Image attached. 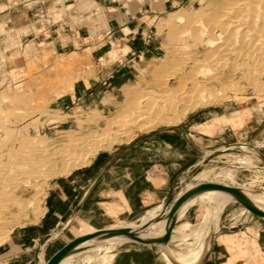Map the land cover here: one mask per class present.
Instances as JSON below:
<instances>
[{"label":"crops","instance_id":"crops-1","mask_svg":"<svg viewBox=\"0 0 264 264\" xmlns=\"http://www.w3.org/2000/svg\"><path fill=\"white\" fill-rule=\"evenodd\" d=\"M195 1L0 0V59L6 64L19 55L23 63L21 47L31 42L53 56H86L97 66L96 73L75 82L58 103L64 110L96 107L99 112H110L123 96L122 87L141 77L149 64L147 44L151 41L146 36L154 18ZM86 4L91 7L85 10ZM14 84L10 79L1 87ZM261 101L256 103L258 108L247 106L239 119L236 116L242 110L236 109L237 102L190 114L183 126H160L142 133L50 181L39 220L15 229L0 243V264H46L74 238L118 222L137 221L146 211L162 206L184 175L221 154L207 156L208 151L250 144L242 139L264 136ZM194 215L190 207L178 222L192 223ZM113 250L80 260L86 264L96 259H100L95 261L98 264H173L158 250L137 242L125 241ZM74 257L61 264H70ZM197 264H264V217L241 213L238 219L221 221Z\"/></svg>","mask_w":264,"mask_h":264},{"label":"rangeland","instance_id":"rangeland-1","mask_svg":"<svg viewBox=\"0 0 264 264\" xmlns=\"http://www.w3.org/2000/svg\"><path fill=\"white\" fill-rule=\"evenodd\" d=\"M216 1L218 0H196L182 7H176L162 18H154V27L150 28L148 36H146V39L151 41L147 44L149 64L147 68L141 72V77L133 81L131 85L142 86L146 79H153V76H155L153 73L156 67L161 68L160 72L163 73H156V82L147 88V94L144 92L136 95L135 98L137 100H133L131 106H125V101H123L124 97L122 96L119 101L111 107L110 112H99L96 107H89L88 110L78 109L77 107L71 110H64L58 103L60 97L68 94L75 82L86 80L96 73L97 66L86 56L73 53L53 56L51 52L41 50L31 42L21 47L20 53L24 60L23 63L19 55L10 57L9 60L7 59L6 64L4 59H0V163L7 167L3 166V168H0V171L4 172V175L3 172H0V200L2 201H0V243L8 239L15 229L27 226L31 222L33 223L39 220L43 213V197L46 194V189L50 181L61 175L68 174L75 168L88 164L89 160L97 153L114 150L124 145L129 138H136V136L142 134L147 124L145 125L142 124V122L134 120L142 113L143 109L147 108L154 111V116L163 111L168 117H173L172 119L177 126H183L186 124V120L190 114H195L199 111L202 112L210 108L218 109L227 104L233 105L234 102L238 104L236 109L242 110V113L238 114L239 117L236 116L237 119L245 116L246 113L243 112L246 111L244 109L247 106L253 105L255 108H258V106H256L257 101L261 99L264 100V23H262L264 16L252 12L253 7H251V9L250 6L244 7L246 10H244V8H237L241 11H237V13L240 15L243 10V14L239 16L236 13L237 9L233 10L235 12L231 13V18L233 19L228 16L230 20H224L222 22L223 25L219 27H227L230 21V25H228L224 33L222 29L218 28L219 25L216 26V24H212L214 19L207 18L209 22L206 21L208 15L210 17V15H213L212 12L214 13L216 10L218 12V9H215L216 6H214L217 4L218 7ZM242 1L243 0H237V2ZM227 2H229V0H221L219 6H221V3L225 5ZM232 2H236V0H232ZM90 7L89 4H86L83 9L86 10ZM249 8L252 10L249 15L251 18L247 16V10ZM208 12L209 14L205 16ZM39 13L41 16L45 14L43 12ZM170 13L185 14L187 18L186 22H175V18H171ZM233 13L236 15L234 16ZM244 13L247 14L245 15ZM199 15H201L200 23H204H199L200 25L197 24L198 26H196V24H192V22L189 21V17L192 18ZM259 15L262 19H260L261 17ZM257 16L259 20L255 22ZM244 18H247V21L245 19L247 23L242 21ZM236 19L238 20L237 22ZM187 20L190 22L188 26ZM205 21L209 23L210 26H208ZM231 21L238 24H233ZM240 21L242 22L241 25ZM185 24L186 26H184ZM201 25L204 26L200 27ZM234 25L235 27H231ZM250 25L253 26V30L248 28L251 27ZM194 26L197 31L194 30L196 34L192 35L194 33H192L193 31L191 29H194ZM239 26H243V29H240ZM203 27L205 28L204 32H200L199 30H201V28L204 29ZM229 27L231 28L229 29ZM176 28H179V30ZM235 28H237L238 31ZM171 30L172 35L170 32ZM190 30L192 31L191 34L189 32V35L186 36V33ZM219 31L223 32V36L217 38L216 35ZM228 32L230 33L229 36ZM199 33L202 35H199ZM181 34L182 36L185 35V38L182 37ZM211 34L212 37H209ZM237 34L239 37H237ZM190 35L194 36V39H192L193 37ZM243 35L245 36V41H243ZM198 37H200V39ZM178 38L179 40H177ZM197 38L198 40H196ZM208 38H213L222 44H216L217 46L215 45L213 49V47L206 45V40ZM220 38L224 40L221 41L219 40ZM236 38L237 41H235ZM171 39L172 41H170ZM257 40H260L261 43ZM173 41L175 42L172 44ZM229 41H232V44ZM228 42L232 46L228 44ZM224 43L227 44L224 46L225 48L222 47L223 49H221V46L225 45ZM241 43H243V46ZM233 44H235V46H233ZM191 46H193V48ZM227 49L229 51H227ZM241 50L243 53H239L242 52ZM211 51H213V53ZM249 51L251 53H249ZM222 53H225L223 58L226 60L222 59ZM247 54L249 57L246 56ZM176 55L179 58H176ZM205 55L210 57L206 56L205 59ZM182 57H185L186 61L180 60ZM250 57H253L252 61H250ZM175 58L176 61L174 60ZM248 58L250 59L247 60ZM215 59H217V62H215ZM204 60L206 62H204ZM212 62H214L213 65ZM169 64L170 67L168 66ZM243 65L245 67H243ZM257 70H259L258 73ZM261 71L262 73L259 74ZM209 73L218 76H215V78ZM213 77L218 81L213 79ZM209 78H212V80ZM10 79L14 80V86L1 87L4 82ZM255 80L257 82H255ZM210 81L213 83H210ZM131 85L122 87L123 95ZM208 89L209 93H207ZM261 102L263 103L264 101ZM155 124L157 125L158 123L156 122ZM158 125L162 126V124ZM242 140L251 145L258 146V149L264 154V136L259 139L247 137ZM72 142L73 144L75 143V145H73ZM70 143L73 145L72 147ZM37 145L42 147H38ZM215 146H219V144ZM26 159L32 160L35 169L39 170L38 173L32 176L33 178L36 176L34 179L29 177L26 173H20V165ZM44 160L46 162L41 163V161ZM19 161L21 164L18 163ZM2 165H0V167H2ZM9 167L11 169H9ZM16 174L19 176H16ZM204 174L206 176L201 177V175ZM184 176L181 178L182 182L176 190L174 198L180 192H188L204 183L245 187V190L253 193L264 191V163L261 159L255 157L249 149L245 148H243V150H230L210 157L193 169L188 179ZM192 179H196L195 182H191ZM217 192L219 191L217 190ZM217 192L208 190L192 194L189 198L185 199V203L180 212L175 215L174 218H169L166 221L165 228H169L173 220L175 222L177 221L176 225L171 229L174 233L184 230V228H181L183 227L182 224L189 222L181 223L178 221L190 207H193V212L195 214L192 224H196L201 219L199 218V214L201 213L203 201L206 203H209L211 199L213 201V195ZM9 196L10 198H8ZM252 203L254 204V202ZM169 206L170 204L168 208ZM163 208L164 207L157 209L156 218L159 217ZM258 208L264 211V208ZM246 211L249 213L245 207L238 203L236 198H233L222 206L219 215V224H221V221L224 219L230 217L238 219L241 213H247ZM142 216L137 221L118 222L109 228L127 223L141 225ZM164 218H162L161 224ZM160 223L156 227L157 230L161 229L160 226L162 225ZM170 240L177 241L178 238L175 239L170 236ZM126 242L135 241L127 240ZM121 244H118L113 252L116 251ZM166 251L171 254H174V251L179 252L173 247V243L167 245ZM70 264L86 263L80 260V258L74 257ZM92 264L98 263L94 262Z\"/></svg>","mask_w":264,"mask_h":264},{"label":"bare ground","instance_id":"bare-ground-1","mask_svg":"<svg viewBox=\"0 0 264 264\" xmlns=\"http://www.w3.org/2000/svg\"><path fill=\"white\" fill-rule=\"evenodd\" d=\"M220 1L221 0H218V1H216L217 3H218V7H217V4L216 5H214V6H216L215 7V9H218V12H217V10L216 11H214V13L212 12V16L210 15V17H209V12L205 15V16H207L206 17V19L207 18H210V19H214V21H215V23H214V21H213V23L212 24H216V26H218V28L220 27V26H222L223 25V21L224 20H226V19H228V20H230L229 18H228V16H230V18H231V13L232 12H234L233 10H235V9H237V8H244V7H246V6H250V8L251 7H253V11L249 8L248 10H247V12H248V17L249 18H251L249 15H250V11H252V12H255V13H258V14H261V16H264V0H243L242 2H237V0H236V2H232V0L230 1L229 0V2H227V3H225V5H223L224 4V2H223V4L221 3V6H219V4H220ZM224 1V0H223ZM240 1V0H239ZM212 9H214V8H212ZM232 9V10H231ZM240 9H237L236 10V13H237V11H239ZM244 10H246L245 8H244ZM212 11V10H211ZM194 12V11H193ZM239 12H241V11H239ZM245 12V11H244ZM197 13V12H196ZM216 13V14H215ZM235 13V12H234ZM233 13V14H234ZM254 13V14H255ZM192 14V13H191ZM190 14V15H191ZM238 14V13H237ZM243 14V10H242V13L240 14V15H242ZM245 15L247 14V13H244ZM253 14V15H254ZM196 15H198V14H196ZM236 14H234V16H235ZM239 15V14H238ZM237 15V16H238ZM239 15V16H240ZM257 15V14H256ZM170 16H171V18H175V22H178V23H184V22H186V15L185 14H174V13H170ZM192 16V15H191ZM214 16V17H213ZM217 18H216V17ZM233 16V17H234ZM238 16V17H239ZM252 16V15H251ZM255 16V15H254ZM260 16V15H259ZM260 16V17H261ZM187 17H188V14H187ZM212 17V18H211ZM243 17V16H242ZM242 17H241V19H242ZM256 17V16H255ZM254 17V18H255ZM216 18V19H215ZM235 18V17H234ZM248 18V19H249ZM200 19H201V15H199V16H195V17H192V18H190L189 17V21L190 22H192V24H196V26H198L197 24H199L200 23ZM205 19V20H206ZM231 19H233V18H231ZM239 19H240V17H239ZM245 19H246V21H247V18H244V20H242V21H244V23H247V22H245ZM260 19H262V17L260 18ZM204 20V19H203ZM254 20V19H253ZM259 20V18H258V16H257V19L255 20V22L256 21H258ZM188 20H187V26H188V23H190ZM207 22H209L208 21V19L206 20ZM205 21V23H207ZM233 21H235V20H233ZM238 20L236 19V22H237ZM250 21V20H249ZM249 21H248V23H249ZM171 22V21H170ZM225 22H227V21H225ZM232 22V21H231ZM235 22V23H236ZM202 23H204V22H202ZM202 23H200V24H202ZM233 23V22H232ZM235 23H233V24H235ZM260 23H261V20H260ZM262 23H264V19L262 20ZM199 24V25H200ZM208 24V26H210L209 25V23H207ZM236 24H238V23H236ZM242 24V22L240 21V25ZM258 24V23H257ZM256 24V25H257ZM178 25V24H177ZM228 25H230V21H229V24ZM228 25H227V27H221V28H219V29H222L223 30V32L226 30V28H228ZM244 25H246V24H244ZM243 25V26H244ZM248 25V24H247ZM252 25V24H251ZM250 25V26H251ZM184 26H186V24L184 25ZM202 26H204V25H201L200 27H202ZM206 26V25H205ZM207 26V27H208ZM212 26V25H211ZM215 26V25H214ZM243 26H239L240 27V29L242 28L243 29ZM249 26V25H248ZM258 26V25H257ZM231 27H235V25L234 26H231ZM231 27H229V29L231 28ZM253 26H251V27H248V28H251L252 30H253V28H252ZM196 27L194 26V29H191L190 31H188L187 33H186V36L187 35H189L188 33L190 32V34H191V32L192 33H194V30L195 31H197V29H195ZM198 28V27H197ZM204 28V27H203ZM238 28V27H237ZM237 28H235L236 30H237ZM259 28V27H258ZM176 29H178L179 30V28H176ZM175 29V30H176ZM188 29V28H187ZM186 29V30H187ZM200 29V28H199ZM212 29H213V26H212ZM228 29V30H229ZM177 30V31H178ZM203 30V31H202ZM204 30H205V28L204 29H202L201 28V30H199L200 32H204ZM210 30H211V28H210ZM250 30V29H249ZM252 30H251V32H252ZM238 31V30H237ZM240 31V30H239ZM171 32V35H172V30L170 31ZM184 32V31H183ZM215 32V31H214ZM223 32H221V31H219L218 32V36L216 35V37L218 38L219 36L220 37H222L223 36ZM230 32V31H229ZM228 32V36L230 35V33ZM235 32V31H234ZM264 32V31H263ZM173 33H175V32H173ZM182 33V32H181ZM210 33V32H209ZM208 33V34H209ZM225 33V32H224ZM249 33V32H248ZM184 34V33H183ZM196 34V32L194 33V34H192V35H195ZM201 33H199V35H200ZM215 34V33H214ZM239 34V33H238ZM237 34V37H239V35ZM263 34V33H262ZM170 35V34H169ZM192 35H190L191 37H193L192 39H194V36H192ZM202 35V34H201ZM233 35H234V33H233ZM181 36H182V34H181ZM185 36V35H184ZM184 36H182V37H184ZM189 36V37H190ZM198 36V35H197ZM242 36V35H241ZM240 36V37H241ZM244 36V35H243ZM168 37V36H167ZM196 37V36H195ZM209 37H212V34H211V36L209 35ZM215 37V38H216ZM225 37V36H224ZM256 37V36H255ZM260 37V36H259ZM258 37V38H259ZM262 37V36H261ZM172 38V37H171ZM173 38H174V36H173ZM172 38V39H173ZM185 38V37H184ZM199 39H200V37H198ZM198 38L196 39V40H198ZM254 38V37H253ZM170 39V38H169ZM172 39L170 40V41H172ZM175 39V38H174ZM177 40H179V38L177 39ZM186 40V39H185ZM219 40H221V38L219 39ZM224 39L222 38V40L221 41H223ZM229 40V39H228ZM240 40H241V38H240ZM246 40H248V39H246ZM261 40V39H260ZM260 40H257V41H259L260 42ZM264 40V39H263ZM176 41V40H175ZM175 41H173L172 42V44L175 42ZM195 41V40H194ZM235 41H237V38H236V40ZM243 41H245V36H244V39H243ZM242 41V42H243ZM254 41V40H253ZM257 41H256V43H257ZM227 42V41H226ZM229 42H231V44H232V41H229ZM228 42V44H230ZM234 42V41H233ZM182 43V42H181ZM187 43V42H186ZM220 44V42H217L215 39H213V38H208L207 40H206V45H208L209 47H213V49H214V46L217 44V45H219ZM235 43V42H234ZM237 43V42H236ZM239 43V42H238ZM249 43V42H248ZM251 43V42H250ZM261 43V42H260ZM171 44V43H170ZM201 44V43H200ZM222 44V43H221ZM220 44V45H221ZM225 45H223V46H221V49H223V48H225L224 46H226V44L227 43H224ZM230 44V45H231ZM243 43H241V45H242ZM255 44V43H254ZM264 44V43H263ZM262 44V45H263ZM186 45V44H185ZM216 45V46H217ZM258 45V44H257ZM262 45H261V48H262ZM166 46H168V45H166ZM190 46V45H189ZM188 46V47H189ZM232 46V45H231ZM230 46V47H231ZM233 46H235V44H233ZM243 46V45H242ZM246 46V45H245ZM254 46V45H253ZM170 47V46H169ZM175 47V46H174ZM181 47V46H180ZM183 47H184V45H183ZM186 47V46H185ZM192 48H193V46H191ZM190 47V48H191ZM196 47V46H195ZM201 47V46H200ZM223 47V48H222ZM229 47V48H230ZM249 47V46H248ZM248 47H244V48H248ZM257 47V46H256ZM260 47V46H259ZM179 48V47H178ZM220 48V47H219ZM228 48V49H229ZM242 48V47H241ZM171 49V48H170ZM182 49H185V48H182ZM197 49V48H196ZM212 49V48H211ZM210 49V50H211ZM221 49H219V50H221ZM227 49V51H229ZM251 49H252V47H251ZM259 49V48H258ZM264 49V48H263ZM263 49H261V50H263ZM169 50V49H168ZM253 50V49H252ZM252 50H250V51H252ZM181 51H183V50H181ZM187 51H188V49H187ZM205 51V50H204ZM236 51V50H235ZM242 51V50H241ZM245 51V50H244ZM249 51V53H251ZM259 51V50H258ZM189 52V51H188ZM210 52V51H209ZM212 53H213V51H211ZM217 52H218V50H217ZM216 52V53H217ZM234 52V51H233ZM239 52V51H238ZM257 52V51H256ZM190 53V52H189ZM212 53H209V54H212ZM229 53V52H228ZM232 53V52H231ZM239 53H243V51L242 52H239ZM192 54V53H191ZM197 54V53H196ZM200 54V53H199ZM198 54V55H199ZM208 54V55H209ZM233 54V53H232ZM234 54H235V52H234ZM254 54V53H253ZM259 54V53H258ZM258 54H257V57H258ZM264 54V53H263ZM178 55V54H177ZM177 55L175 56L176 58H179V57H177ZM215 55V54H214ZM224 55H225V53L223 54L222 53V59H224L223 57H224ZM238 55V54H237ZM240 55H242V54H240ZM260 55V54H259ZM207 55H205L204 56V58L206 57ZM218 56V55H217ZM227 56V55H226ZM246 56H248V54L246 55ZM246 56H244V57H246ZM252 56V55H251ZM207 57H210V56H207ZM221 57V56H220ZM229 57V56H228ZM227 57V58H228ZM249 57V56H248ZM260 57L262 58V56L260 55ZM176 58L174 59L175 61H176ZM189 58V57H188ZM251 58V57H250ZM250 58H248L247 60H249ZM253 58V57H252ZM252 58H251V60L250 61H252ZM165 59V58H164ZM187 59V58H186ZM206 59V58H205ZM211 59V58H210ZM217 59H219V58H217ZM217 59H215L216 61L215 62H217ZM234 59H235V55H234ZM180 60H185V57L183 58H181ZM179 60V61H180ZM189 60H190V58H189ZM213 60V59H212ZM211 60V61H212ZM224 60H226V59H224ZM223 60V61H224ZM246 60V59H245ZM259 60V59H258ZM172 61H173V59H172ZM174 61V62H175ZM186 61V60H185ZM208 61V60H207ZM222 61V63L224 64V62ZM229 61V60H228ZM236 61V60H235ZM257 61V60H256ZM188 62V61H187ZM195 62V61H194ZM204 62H206L205 60H204ZM210 62V61H209ZM208 62V63H209ZM258 62V61H257ZM170 63H172V62H170ZM197 64H198V62H196ZM207 63V64H208ZM226 63V62H225ZM244 63V62H243ZM242 63V64H243ZM259 63V62H258ZM179 64H180V62H179ZM181 64H182V61H181ZM214 64V62H212V65ZM239 64V63H238ZM260 64V63H259ZM198 65H200V64H198ZM197 65V66H198ZM204 65V64H203ZM217 65V64H216ZM225 65V64H224ZM251 65V64H250ZM160 66V65H159ZM169 67H170V64L168 65ZM205 66V65H204ZM209 66V65H208ZM220 66V65H219ZM218 66V67H219ZM184 67V66H183ZM202 67V66H201ZM200 67V68H201ZM206 67H207V65H206ZM206 67H204V68H206ZM223 67V66H222ZM243 67H245L244 65H243ZM261 67V66H260ZM262 68V67H261ZM261 68H259V69H261ZM160 69L161 68H158V67H156L155 68V71L154 70H152V71H154V75L155 76H153V79H154V81H153V79H146L145 80V82H144V84L142 85V86H130V88H128L127 90H126V92H124V95H123V97H124V100L123 101H125V103L124 104H126L125 106L126 107H128V106H131L132 105V101L133 100H137L136 98H135V96L136 95H138V94H141V93H144V92H146V94H147V88H149V86H151V85H153L156 81H155V79H156V77H157V75H156V73H159L160 72ZM202 69V68H201ZM247 69V68H246ZM194 70V69H193ZM263 70V69H262ZM162 71V70H161ZM255 71V70H254ZM258 71L259 70H257V73H258ZM264 71V70H263ZM256 72V71H255ZM254 72V73H255ZM161 73H163V72H160V74ZM262 73V71L259 73V74H261ZM209 74H211V73H209ZM246 74V73H245ZM252 74V73H251ZM191 75V74H190ZM211 75H213V74H211ZM210 75V76H211ZM253 75V74H252ZM258 75V74H257ZM188 76V75H187ZM209 76V77H210ZM214 76V75H213ZM215 76H218V75H215ZM214 76V77H215ZM251 76V75H250ZM261 76V75H260ZM189 77V76H188ZM213 77V79H215ZM220 77V76H219ZM218 78V77H217ZM248 78V77H247ZM209 79H211L212 80V78H209ZM215 80H217V79H215ZM218 81V80H217ZM253 82V81H252ZM255 82H257L256 80H255ZM210 83H213V82H211L210 81ZM165 84V83H164ZM252 84H254V83H252ZM157 85V84H156ZM166 85V84H165ZM253 86V85H252ZM256 86V85H255ZM205 87V86H204ZM212 87H213V85H212ZM216 87V86H215ZM221 88V87H220ZM205 89V88H204ZM208 92L207 93H209V89L207 90ZM210 91H211V89H210ZM149 92V91H148ZM152 92V91H151ZM206 92V91H205ZM212 92V91H211ZM154 93V92H153ZM207 93H206V95H207ZM205 94V93H204ZM212 94V93H211ZM214 94V93H213ZM211 96V95H210ZM159 107V106H158ZM162 107V106H161ZM147 109V108H146ZM146 109H143V111H142V113L141 114H139L138 116H137V118H136V120H134V121H139V122H142V124H147V126L145 127V130L143 131V133H149V132H152V131H154V130H156L157 128H159L160 126L158 125V124H162V126H165V127H172V126H175V122H174V120L172 119V118H170V117H168V115H165V113H163V111L162 112H159V113H157V111H156V113L157 114H155V116L153 115V113H154V111H152V110H150V109H147V110H150V111H147ZM162 109V108H161ZM167 109V108H166ZM165 110V109H164ZM166 111V110H165ZM169 111H170V109H169ZM137 112H139V111H137ZM149 118V119H148ZM151 118V119H150ZM145 119H147V120H145ZM175 120H176V118H175ZM178 120V119H177ZM158 123L157 125L155 124V123ZM140 124V123H139ZM144 125V126H145ZM141 127V126H140ZM142 128V127H141ZM163 128V127H162ZM130 136V135H129ZM127 139V138H126ZM135 139V137H132V138H129L127 141H126V143L128 144V143H130V142H132L133 140ZM76 142V141H75ZM71 144V143H70ZM72 144H73V142H72ZM70 145L71 147L73 146V145H75V143L73 144V145ZM38 147H42V146H40V145H37ZM257 149L259 148L258 146H255ZM29 149H31V148H29ZM45 149V148H44ZM21 150V149H20ZM23 150V149H22ZM27 150V149H26ZM25 150V151H26ZM30 151V150H29ZM47 151V150H46ZM251 151V150H250ZM27 152V151H26ZM252 152V154L255 156V157H257L258 159H260L253 151H251ZM14 153H16V152H14ZM23 153V152H22ZM55 154V153H54ZM11 156V155H10ZM23 156V155H22ZM13 157V156H12ZM45 158V157H44ZM41 159V158H40ZM14 160V159H13ZM23 160H24V158H23ZM246 160V159H245ZM43 162H46L45 160L44 161H41V163H43ZM17 163V162H16ZM19 164H21V162L19 161L18 162ZM40 164V163H39ZM0 165H2L1 163H0ZM7 165V164H6ZM38 165V164H37ZM3 166L4 167H6L5 165H2V167H0V168H3ZM21 170H20V173L21 172H23V174H27L29 177H32L34 174H36V173H38L39 172V170H36L35 169V167H34V165H33V161L32 160H30V159H26L21 165ZM7 168V167H6ZM5 169V168H4ZM4 169H2V170H4ZM9 169H11L10 167H9ZM4 171H6V170H4ZM0 172H3V171H0ZM16 173V172H15ZM18 173V172H17ZM19 173V174H20ZM9 174V173H8ZM3 175H4V172H3ZM3 175H2V177H3ZM15 175V174H14ZM18 174H16V176H17ZM21 175V174H20ZM19 176V175H18ZM39 176V175H38ZM204 176H206L205 174L204 175H201V177H204ZM36 177V176H35ZM34 177V178H35ZM184 177H186L187 178V176L185 175ZM33 178V177H32ZM33 178V179H34ZM3 179H4V177H3ZM195 180L196 179H192V181L191 182H195ZM3 182V181H2ZM5 182V181H4ZM240 188H243V187H240ZM245 188V187H244ZM242 191H243V193L245 194V196L251 201V202H254V204L253 205H255L256 207H262V208H264V191H261L260 193H253V192H249L248 190L247 191H245V190H243L242 189ZM214 192H217V190H214ZM185 192L184 191H182V192H180L176 197H175V199L172 201V203L170 204V206H169V208L167 207V208H163V210H162V212H161V214L159 215V216H161L159 219L158 218H156V212H157V209H160V208H162L163 206H157L156 208H154V209H150L149 211H147L146 213H144V215L142 216V220H141V225H133L132 223H127V224H121V225H117V226H114V227H112V228H114V229H125V228H128V229H131V230H135V231H138V234H139V237L141 238V240L143 241V242H145V243H152L153 245H155V246H157L158 248L160 247V248H162V247H164V249H162L161 250V254H162V256H163V258L167 261V262H169V263H171V259H173L175 262H177L178 264H188V263H186V262H194V264H197L198 262H199V260L201 259V257H202V255H203V253L205 252V250H207L208 248H209V246H210V244H211V242H212V239H213V237L218 233V231L220 230V224H219V215H220V213H221V208H222V206L225 204V203H227L229 200H231V199H233V198H235L234 196H232L231 194H228V193H225V192H222V191H219V192H217L215 195H213L214 197V199H213V201H212V199L211 200H209V203H206L205 201H203V204L201 205V213L199 214V218H201L196 224H192V223H184V224H182V226L183 227H181V228H184V230H180L178 233H174L172 230L169 232V234H170V236L172 237V238H175V239H177L178 238V240L177 241H172V240H170V242L169 243H173V247L174 248H176L179 252H177V251H174L175 253L174 254H171V253H168L167 251H166V245H162V244H160L159 242H158V240H159V238L163 235V233H165V232H167V230H168V228H165L166 227V225H165V223H166V221L170 218L169 217V214H170V210H171V208L175 205V202H176V200L181 196V195H183ZM8 198H10V196L8 197ZM15 198V197H14ZM12 199V198H11ZM1 201V200H0ZM13 201V200H12ZM2 202V201H1ZM4 202V201H3ZM14 202V201H13ZM185 203V200L177 207V210L175 211V213H174V215L171 217V218H174V216L175 215H177L179 212H180V210H181V208L183 207V204ZM27 205V204H26ZM35 210V209H34ZM37 210V209H36ZM223 210V209H222ZM247 210V209H246ZM247 212V211H246ZM248 213V212H247ZM165 217V218H164ZM162 218H164V221H163V223H164V226H163V223L161 224L162 226H160L161 227V229L160 230H157L156 229V227H157V225L161 222V220H162ZM111 227V226H110ZM180 229V228H179ZM175 230V229H174ZM158 231H159V233H158ZM176 231V230H175ZM127 240H132V239H130V238H128V237H126V236H123V235H120V236H114V237H109V238H100V237H97V238H94V239H91V240H89V241H87V242H85V243H83V244H81L80 245V247L79 248H82L81 249V251H78V252H76V253H73V254H71V255H69L68 257H66V259L64 260V262L63 263H65L66 262V260H69L70 258H72V257H74V256H77V257H79V258H81V257H83L82 259H85V258H87V257H89L91 254H95V253H101V252H106V253H108V251H111V250H113L118 244H121V243H124L125 241H127ZM97 253V254H98ZM186 254L187 256H188V258H186V257H183L184 256V254ZM103 254V253H102ZM183 254V255H182ZM97 256V255H96ZM104 256V255H103ZM92 257V256H91ZM93 258H94V256H93ZM93 258H91L92 259V261H93ZM62 260V261H63ZM97 260V259H96ZM95 260V261H96ZM100 260V259H99ZM99 260H97V261H99ZM61 261V262H62ZM84 261V260H83ZM91 261V260H90ZM95 261H93V263L95 262ZM111 261V260H110ZM109 261V262H110ZM184 261H186V262H184ZM61 262L59 263V264H61ZM70 262V261H69ZM67 263H68V261H67ZM86 263V262H85ZM88 263V262H87ZM91 263V262H90ZM101 263V262H100ZM105 263V262H104ZM102 264V263H101ZM108 264V263H107Z\"/></svg>","mask_w":264,"mask_h":264},{"label":"water","instance_id":"water-1","mask_svg":"<svg viewBox=\"0 0 264 264\" xmlns=\"http://www.w3.org/2000/svg\"><path fill=\"white\" fill-rule=\"evenodd\" d=\"M249 149L251 151H253L264 163V154L257 149L254 145H250V144H245V143H237V144H229L223 147H220L218 149L212 150V151H208L206 153V155H213V154H217V153H224L230 150H234V149ZM187 176V175H186ZM188 179V176L187 178ZM181 180L179 182V184L177 185L175 191L171 192L169 194V196L167 197V199L165 200V202L162 204V206L164 208H167L168 205L175 199L174 198V194L176 192V190L178 189L179 185L181 184ZM243 190H245L244 188H240V187H234V186H224V185H220V184H214V183H204V184H200L199 186H197L195 189L190 190L188 192H185L183 195H181L175 202V205L171 208L170 210V214L169 217L171 218L175 211L177 210V207L187 198H189L192 194L194 193H200V192H204V191H208V190H218V191H222L228 194H231L232 196H234L236 198V200L238 201L239 204H241L243 207H245L250 214L253 215H257L260 217H264V211L259 209L258 207H256L255 205H253V203L245 196V194L243 193ZM247 191V190H245ZM161 216H159L160 218ZM158 218V219H159ZM177 221H171L170 226L167 230V232H165L158 240V242L160 244L164 245H168L170 242V234L169 232L171 231V229L176 225ZM126 236L132 240H134L137 243H141V244H145L150 246L153 250H158L161 254V250L164 249V247L162 248H158L157 246L153 245L152 243H145L141 240V238L139 237L138 231L135 230H131L128 228L125 229H114V228H107V229H101V230H96L95 232L89 233V234H85L82 236H79L77 238H74L73 240H71L70 242H68L66 245H64L61 249H59L56 253H54L49 260L46 262V264H59L63 259H65L66 257H68L69 255L76 253L78 251H81L82 248H79L81 244L100 237V238H109V237H114V236ZM171 262L173 264H178L177 262H175L173 259H171Z\"/></svg>","mask_w":264,"mask_h":264}]
</instances>
